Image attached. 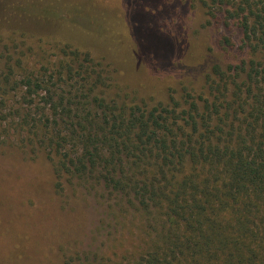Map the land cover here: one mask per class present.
Wrapping results in <instances>:
<instances>
[{"label":"trees","instance_id":"1","mask_svg":"<svg viewBox=\"0 0 264 264\" xmlns=\"http://www.w3.org/2000/svg\"><path fill=\"white\" fill-rule=\"evenodd\" d=\"M203 2L213 18L223 12L239 21L245 47L264 51V0ZM42 4L17 0L4 17L26 33L51 31L31 25L36 18L65 28L71 21L87 34L104 20L83 6ZM141 21L134 18L133 31L157 43ZM64 41L55 58L16 81L28 103L18 114L31 141L56 154L60 181L96 193L112 220L125 216L135 238L120 253L70 251L63 264H264L263 63L214 64L205 95L149 108L108 99L103 64ZM137 47L140 58L154 57V49Z\"/></svg>","mask_w":264,"mask_h":264},{"label":"rangeland","instance_id":"2","mask_svg":"<svg viewBox=\"0 0 264 264\" xmlns=\"http://www.w3.org/2000/svg\"><path fill=\"white\" fill-rule=\"evenodd\" d=\"M16 1L0 0V264H63L66 253L89 248L123 252L134 243V227H125V216L112 220L96 193L60 181L56 154L32 142L30 124L20 119L28 103L16 81L28 67L55 58L67 40L103 64L108 99L151 108L187 93L205 95L214 64L256 59L264 66V51L245 47L239 21L226 20L223 12L213 18L203 0H31L57 11L70 4L101 12L104 20L88 34L52 17L31 22L49 26L46 33L10 26L4 13ZM138 16L139 26L156 32L157 43L133 31ZM139 41L154 57L140 58Z\"/></svg>","mask_w":264,"mask_h":264}]
</instances>
